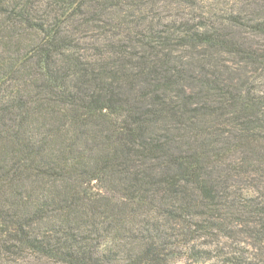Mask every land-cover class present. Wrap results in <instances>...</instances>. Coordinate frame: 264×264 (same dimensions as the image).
Here are the masks:
<instances>
[{
	"label": "trees",
	"instance_id": "16d2710c",
	"mask_svg": "<svg viewBox=\"0 0 264 264\" xmlns=\"http://www.w3.org/2000/svg\"><path fill=\"white\" fill-rule=\"evenodd\" d=\"M0 264H264V0H0Z\"/></svg>",
	"mask_w": 264,
	"mask_h": 264
}]
</instances>
